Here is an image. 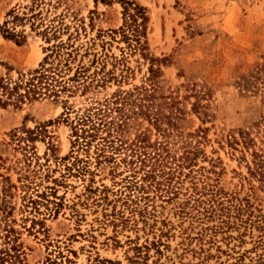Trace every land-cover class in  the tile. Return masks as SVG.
Segmentation results:
<instances>
[{
	"label": "rangeland",
	"instance_id": "rangeland-1",
	"mask_svg": "<svg viewBox=\"0 0 264 264\" xmlns=\"http://www.w3.org/2000/svg\"><path fill=\"white\" fill-rule=\"evenodd\" d=\"M127 1L141 49L110 32L118 0H0V85L21 83L0 91V264H264L247 169L264 154V0ZM58 42L71 55L46 74L66 90L24 96ZM96 108L121 142L102 153L72 122Z\"/></svg>",
	"mask_w": 264,
	"mask_h": 264
},
{
	"label": "trees",
	"instance_id": "trees-1",
	"mask_svg": "<svg viewBox=\"0 0 264 264\" xmlns=\"http://www.w3.org/2000/svg\"><path fill=\"white\" fill-rule=\"evenodd\" d=\"M118 1L122 8V24L115 31L110 32L113 34L118 33L122 39H129L133 42L135 47L141 49L145 45V25L147 22L145 11L142 7L135 5L131 1ZM68 47L70 46L58 42L55 45H50L48 49H46V54L43 56L38 69L34 70L29 79L23 82V85L26 87L24 96L32 97L35 94L46 93L48 96L50 95L57 99L58 94L66 90L65 86L60 85V81H57V79L53 76L46 74V72H49V69L52 68L45 67V63L49 59L53 60L55 57L59 58V56L63 54L66 55V57H69L71 55V51L66 52ZM19 85H21V83H13V86L8 88L6 85L2 84L0 85V91L4 92L7 96H11L18 89ZM106 110V108H96L94 112L86 110L85 113L82 112L78 117L76 116L74 119L72 118V122L75 120L74 126H79L76 131H79L80 133L79 135L76 134V136H82L83 138L87 137L89 140H92L95 136H97L96 132L98 130H100L99 133H104L102 137H99L102 142L100 153L103 152L101 149H104V147L112 148L111 144L118 141L110 131L105 130L107 126L112 124L111 118L108 121H105L108 116V112H106ZM65 111H68V108H65ZM63 118L68 120V112L63 114ZM119 144H121V142H119ZM247 169L250 176L256 177L259 186L264 188V154H257L253 152L251 154L250 167H247ZM145 178L151 180L152 174L146 173ZM131 187L134 189V185L132 183L131 185L128 184L126 188L131 189Z\"/></svg>",
	"mask_w": 264,
	"mask_h": 264
}]
</instances>
